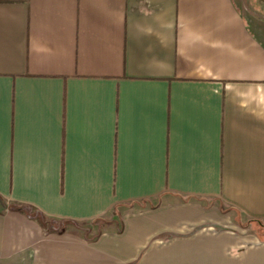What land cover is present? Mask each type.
Masks as SVG:
<instances>
[{
    "label": "crops",
    "instance_id": "0c3cea01",
    "mask_svg": "<svg viewBox=\"0 0 264 264\" xmlns=\"http://www.w3.org/2000/svg\"><path fill=\"white\" fill-rule=\"evenodd\" d=\"M0 197V264H264V0H0Z\"/></svg>",
    "mask_w": 264,
    "mask_h": 264
},
{
    "label": "rangeland",
    "instance_id": "374dc122",
    "mask_svg": "<svg viewBox=\"0 0 264 264\" xmlns=\"http://www.w3.org/2000/svg\"><path fill=\"white\" fill-rule=\"evenodd\" d=\"M0 204L2 205V204H6V202L4 201V200H0ZM51 224L52 225H58V226H61V224H63V223H59V222H57V223H55V224H53L52 222H51ZM254 228L255 229H257V231H258V233H259V235H260V237H264V224L263 225H258V224H255L254 225Z\"/></svg>",
    "mask_w": 264,
    "mask_h": 264
},
{
    "label": "trees",
    "instance_id": "16d2710c",
    "mask_svg": "<svg viewBox=\"0 0 264 264\" xmlns=\"http://www.w3.org/2000/svg\"><path fill=\"white\" fill-rule=\"evenodd\" d=\"M0 200H3L2 197H0Z\"/></svg>",
    "mask_w": 264,
    "mask_h": 264
}]
</instances>
